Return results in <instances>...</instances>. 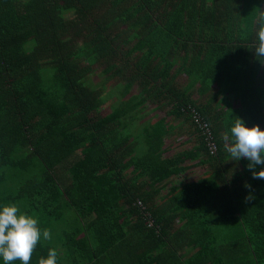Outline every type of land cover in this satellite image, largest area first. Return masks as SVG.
I'll list each match as a JSON object with an SVG mask.
<instances>
[{"label":"trees","instance_id":"trees-1","mask_svg":"<svg viewBox=\"0 0 264 264\" xmlns=\"http://www.w3.org/2000/svg\"><path fill=\"white\" fill-rule=\"evenodd\" d=\"M259 10L264 0H0V207L51 231L31 264L50 248L57 264H264V179L224 141L244 82V115L264 130ZM149 101L178 124L149 116ZM180 120L196 145L165 156ZM185 160L204 176L168 187Z\"/></svg>","mask_w":264,"mask_h":264},{"label":"clouds","instance_id":"clouds-1","mask_svg":"<svg viewBox=\"0 0 264 264\" xmlns=\"http://www.w3.org/2000/svg\"><path fill=\"white\" fill-rule=\"evenodd\" d=\"M255 36L257 43L254 49L255 57L264 65V10H259L255 20ZM231 143L226 147L232 160L245 158L249 161L247 167L252 170L254 179H264V168L256 171L257 165H264V130L258 125L246 127L244 122L236 118L230 128ZM224 139L229 135L225 133ZM245 187L250 185L245 184ZM254 199L249 195L246 200ZM41 238L51 240V231L39 227L38 220L32 215L21 213L16 204L0 207V258L4 264H31L33 253ZM57 251L48 250L47 257H41L39 264H57Z\"/></svg>","mask_w":264,"mask_h":264},{"label":"rangeland","instance_id":"rangeland-1","mask_svg":"<svg viewBox=\"0 0 264 264\" xmlns=\"http://www.w3.org/2000/svg\"><path fill=\"white\" fill-rule=\"evenodd\" d=\"M103 76L104 75H101L99 71H97L96 73L93 72V75L91 77L92 83L99 82L100 79L103 78ZM181 77L182 78L180 80L185 81L186 77H184L182 75H181ZM114 86H115L114 81L113 80L109 81L108 84L106 85V90L109 91V90L113 89ZM263 86H264V84H263ZM136 92H137V90L135 87L131 88L129 93L126 94L127 95L126 97L133 96L136 94ZM194 96L196 98H199V95L196 92H194ZM109 102H110V99H107L105 101L104 105L101 108L102 113H106L107 111H109V106H108ZM231 103L233 105V109L235 111H237L236 112V115H237L236 118L241 119L244 122L245 126L249 127V125H250V123H248L249 119L246 118L247 114L244 115V113H248V111H249L248 108H250L251 105H249V103L244 104L242 98H240L238 96V93H236V95H235V97ZM157 104H158V101H149L146 105L145 111L148 110L149 113H151L149 116H154L156 118H167L168 120H170L171 117L169 115H167V113H166L167 110L170 108V106H168V107L165 106V107L161 108V107H157ZM263 111H264V109H263ZM237 113H242L243 116H242V114H237ZM255 117H258L257 113H254L251 118H255ZM233 120L235 121V119H233ZM178 121L177 120H170L169 123H173V124L177 125ZM180 124H181L182 128H180L179 130H175L170 136L165 137L162 141V147L164 149V152H165L164 155L165 156L168 155L169 153H175V154H178L182 158V154L186 150L191 149L192 146L196 145V142H194V141L189 142V144H185L186 140L190 139L191 137H195L191 134L189 135V133L186 132L191 127L189 121L180 120ZM231 126H232V124H230V128H231ZM181 131H183V132H181ZM224 135H225V133H224ZM224 141H225V143L228 144V140L225 139ZM230 143H231V141H230ZM186 161L187 160H185L184 162H186ZM191 165H193V163L190 164L189 166L187 164H185L184 167L187 170L188 168H191ZM196 171H197V173L201 172L198 169ZM189 172L194 174L195 170L192 168V169H190Z\"/></svg>","mask_w":264,"mask_h":264},{"label":"crops","instance_id":"crops-1","mask_svg":"<svg viewBox=\"0 0 264 264\" xmlns=\"http://www.w3.org/2000/svg\"><path fill=\"white\" fill-rule=\"evenodd\" d=\"M249 82V81H248ZM248 82H244L243 83V85L242 86H240V87H238V88H236V89H234L233 91H232V93H233V95H234V97H235V95H236V93H238V91L240 90V88H244V87H247L248 86ZM230 124H234V120H225L224 121V129H227V128H229V131H230ZM230 133V132H229ZM230 135V134H229ZM228 142L230 143V140L228 139ZM185 144H189V142H185ZM171 154H174V153H169L168 155H166V156H169V155H171ZM195 162L196 161H193V160H187L186 162H183V165H185V164H187L188 166L190 165V164H192L193 163V165H191V168H188L187 170H184V171H181V172H179V173H176V174H174V176H172V178H170V183H169V185H168V187L171 185V184H178V181H182L183 179L184 180H188V179H190V178H199V177H203L204 176V174L202 175H199L201 172H205L206 170H207V168L205 167V166H200V165H196L195 164ZM194 169L195 170V173L193 174V173H190L189 171H190V169ZM200 170L201 172H199V173H197V171L196 170ZM176 176V177H175ZM176 180V181H175Z\"/></svg>","mask_w":264,"mask_h":264},{"label":"built area","instance_id":"built-area-1","mask_svg":"<svg viewBox=\"0 0 264 264\" xmlns=\"http://www.w3.org/2000/svg\"><path fill=\"white\" fill-rule=\"evenodd\" d=\"M199 117H196V119H198ZM201 118V117H200ZM200 118H199V121H200V123H201V120H200Z\"/></svg>","mask_w":264,"mask_h":264}]
</instances>
